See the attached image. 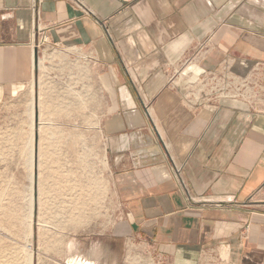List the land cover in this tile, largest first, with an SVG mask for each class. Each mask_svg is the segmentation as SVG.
<instances>
[{"label":"crops","instance_id":"0c3cea01","mask_svg":"<svg viewBox=\"0 0 264 264\" xmlns=\"http://www.w3.org/2000/svg\"><path fill=\"white\" fill-rule=\"evenodd\" d=\"M48 104L96 136L113 236L264 250V0H0L3 170L72 147L39 140Z\"/></svg>","mask_w":264,"mask_h":264},{"label":"rangeland","instance_id":"374dc122","mask_svg":"<svg viewBox=\"0 0 264 264\" xmlns=\"http://www.w3.org/2000/svg\"><path fill=\"white\" fill-rule=\"evenodd\" d=\"M62 107H67L65 101ZM44 108L41 120L46 131L39 133V140L67 141L72 147L40 149L48 156L39 161L36 186L31 163L16 166L11 172L3 170L0 164L2 260L8 264H71L67 262L71 256L67 247L72 241L79 252L96 264H264V250L259 249H235L230 253L226 246L219 245L205 250L198 260L173 261L159 255L144 240L113 236L119 215L115 212L118 200L107 163L105 196H98V164L87 144L96 136L77 131L83 127L80 117L55 115L66 109H51L49 104ZM85 125H93V121L90 119ZM30 135L33 144V133ZM32 150L31 160L35 148ZM51 152L53 155H49Z\"/></svg>","mask_w":264,"mask_h":264},{"label":"bare ground","instance_id":"6f19581e","mask_svg":"<svg viewBox=\"0 0 264 264\" xmlns=\"http://www.w3.org/2000/svg\"><path fill=\"white\" fill-rule=\"evenodd\" d=\"M34 155H35V153H34ZM30 162L32 164V167L34 168V170L32 172V181L34 183V172H35V168H36V174H37L38 162H37V159H35V157H34V161L32 159ZM37 182L38 181L36 180V183H34L35 186L37 185ZM34 198H35L34 200L37 199L36 197H34ZM81 216L83 217L84 214ZM78 219L81 221L82 218L80 216H78ZM74 223H77V220H75ZM72 243L73 242L71 241V243L68 244V247H67V251H69V253L71 254V256H68L69 257L67 260L68 263H71V264H96L93 259H90L84 253L79 252L80 250L78 251L76 249V246ZM0 264H8V262H6L0 258Z\"/></svg>","mask_w":264,"mask_h":264},{"label":"water","instance_id":"95a60500","mask_svg":"<svg viewBox=\"0 0 264 264\" xmlns=\"http://www.w3.org/2000/svg\"><path fill=\"white\" fill-rule=\"evenodd\" d=\"M34 63H36L37 61V49H34ZM36 180H37V174H36V168H35V172H34V183H36ZM37 196V191L35 190L34 191V197Z\"/></svg>","mask_w":264,"mask_h":264},{"label":"clouds","instance_id":"9594fccd","mask_svg":"<svg viewBox=\"0 0 264 264\" xmlns=\"http://www.w3.org/2000/svg\"><path fill=\"white\" fill-rule=\"evenodd\" d=\"M181 39H185L186 40V37H182ZM170 48H172L173 51H176V48H175V45H170Z\"/></svg>","mask_w":264,"mask_h":264}]
</instances>
